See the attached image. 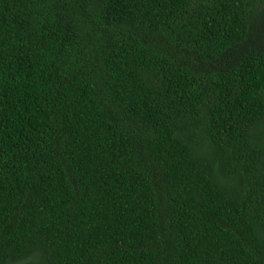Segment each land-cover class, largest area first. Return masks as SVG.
Returning a JSON list of instances; mask_svg holds the SVG:
<instances>
[{"label": "trees", "instance_id": "1", "mask_svg": "<svg viewBox=\"0 0 264 264\" xmlns=\"http://www.w3.org/2000/svg\"><path fill=\"white\" fill-rule=\"evenodd\" d=\"M0 264H264V0H0Z\"/></svg>", "mask_w": 264, "mask_h": 264}]
</instances>
